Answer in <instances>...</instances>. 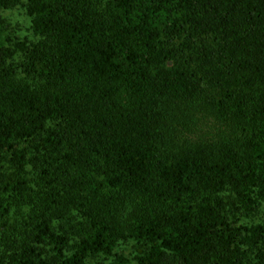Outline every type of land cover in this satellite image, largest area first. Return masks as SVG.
<instances>
[{"label":"trees","instance_id":"obj_1","mask_svg":"<svg viewBox=\"0 0 264 264\" xmlns=\"http://www.w3.org/2000/svg\"><path fill=\"white\" fill-rule=\"evenodd\" d=\"M0 264H264V0H0Z\"/></svg>","mask_w":264,"mask_h":264},{"label":"rangeland","instance_id":"obj_2","mask_svg":"<svg viewBox=\"0 0 264 264\" xmlns=\"http://www.w3.org/2000/svg\"><path fill=\"white\" fill-rule=\"evenodd\" d=\"M13 23L16 25V30L19 35L31 36L30 31L28 30V19L25 18L21 12L15 10L13 16Z\"/></svg>","mask_w":264,"mask_h":264}]
</instances>
